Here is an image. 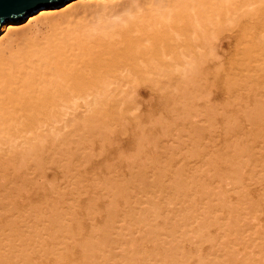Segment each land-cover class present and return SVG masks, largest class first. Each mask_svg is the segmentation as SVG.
<instances>
[{
    "label": "bare ground",
    "instance_id": "obj_1",
    "mask_svg": "<svg viewBox=\"0 0 264 264\" xmlns=\"http://www.w3.org/2000/svg\"><path fill=\"white\" fill-rule=\"evenodd\" d=\"M25 18L0 27V264H264V0H67ZM144 85L166 118L122 167L72 175ZM52 161L77 180L38 202L26 169Z\"/></svg>",
    "mask_w": 264,
    "mask_h": 264
},
{
    "label": "rangeland",
    "instance_id": "obj_2",
    "mask_svg": "<svg viewBox=\"0 0 264 264\" xmlns=\"http://www.w3.org/2000/svg\"><path fill=\"white\" fill-rule=\"evenodd\" d=\"M234 37L232 38L233 40H230V38L225 39L224 46L226 45L225 46L226 49L223 47V49L225 50V53H227L228 50L229 51L235 50V44H236L237 38L236 37L234 38ZM229 44L232 46H230ZM228 47L232 48L233 50ZM213 69L214 67L212 66V70ZM222 78L223 77L214 79V77H211V80L209 82L208 81L204 82V85L206 88L212 86L208 90L210 92V94L208 93L210 96L209 97L210 101L209 100H208L209 102L207 101L208 105L213 104L212 106L214 107H218V106L221 107L220 105L224 103L225 95H224L223 88H221L222 83H220V80L224 79ZM218 83L221 85L220 88L218 87L219 85ZM141 92L142 93H140V95L136 96L134 105H132V110L128 112L127 117H129L130 122L128 121V123L119 125L118 129H116L115 132L111 134V137L109 135L108 138L105 139L104 141L99 140L98 138L97 139L94 138L93 141L87 143V146L84 145L86 149L84 150L82 149L81 151H84L83 153L89 152L92 155L90 157H87V156L83 157L79 153L78 156L76 157V160H77L75 162L76 166L74 162L73 163L72 161L69 162V163H72L71 165L73 166V168L76 167V169H74V171L72 172V175H74V173L76 175H85L87 178H89V180H95V178L96 177L98 178L100 175L108 174V173L106 174L102 173L103 170L106 172L107 170L106 167L108 168L110 167L109 169H114V166L116 165V163L122 167L123 165L118 163V161L121 159L120 156L123 153H132L135 151L136 146H137L136 145L137 139L140 137L138 135L140 127L144 125L147 129L149 128L150 125H151L150 127L155 126L158 118L160 117L166 118V115H164L165 111H163L165 110L164 107L166 105L165 103L166 98H167L165 96L166 94L164 93L163 95L162 91L152 92L150 91L149 87L145 85L143 86ZM219 125L221 126L222 123H220ZM85 140L86 142L88 141V139H85ZM110 140H111V143H110ZM75 145L77 146L76 143H72L73 148H76ZM56 156L58 157L57 154ZM67 160H71V159L68 158ZM55 162L57 161L50 162L49 164H47L48 166L46 165V167L42 169H40L39 167L36 168L35 166H31V165L26 169L28 170L27 173H28V178H29L25 184L26 190H29V191H26V193L32 195L33 198L36 199L38 202H43V199L49 197V195L51 194V192L49 194L46 193L47 196H45L46 188H47L46 190L47 192L48 190L53 191V189L57 187H59L62 190L66 188V192H70L71 189H68L69 185L74 186V182L77 180V179H72L69 177H67V180H66L64 177V173L60 169L61 167H59V165H55ZM2 166L3 165H0V173H3ZM19 167L21 169L22 164H20L19 160H14L11 166L12 170L14 171V169H19ZM77 167L79 168L77 169ZM25 177L23 176L22 178H25ZM20 181L21 179L19 181H14V182H17L19 184ZM1 190L4 191L2 187L0 186V191ZM81 196L82 198L87 197L84 194H82ZM254 196H255V192H254ZM21 203H20V206H21ZM28 203L30 202L26 201L24 202V205L22 204L23 211H26L27 208L25 207L29 205Z\"/></svg>",
    "mask_w": 264,
    "mask_h": 264
},
{
    "label": "water",
    "instance_id": "obj_3",
    "mask_svg": "<svg viewBox=\"0 0 264 264\" xmlns=\"http://www.w3.org/2000/svg\"><path fill=\"white\" fill-rule=\"evenodd\" d=\"M67 0H0V27L9 20L29 16L42 7L59 5Z\"/></svg>",
    "mask_w": 264,
    "mask_h": 264
}]
</instances>
